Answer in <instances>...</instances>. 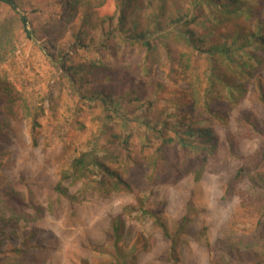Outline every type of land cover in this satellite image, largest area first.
Listing matches in <instances>:
<instances>
[{"label":"rangeland","instance_id":"rangeland-1","mask_svg":"<svg viewBox=\"0 0 264 264\" xmlns=\"http://www.w3.org/2000/svg\"><path fill=\"white\" fill-rule=\"evenodd\" d=\"M240 1L251 15L219 22L200 15L187 29L207 46L233 31L244 41L264 21V0ZM17 2L34 40L0 4V264H111L116 219L130 264H264L248 257L255 245L264 248V184L243 177L257 166L264 171V46L246 49L255 50L256 61L236 53L241 71L188 47L177 34H157L149 50L125 43L112 34L117 0ZM189 4L166 0L165 7L174 16ZM133 9L126 27L138 31L151 22L150 10ZM51 57L80 70L81 90L103 86L122 100L131 120L166 122L163 138L172 136L175 123L205 128L215 154L205 158L164 144L144 126L122 128L120 116L109 119L99 102L80 98ZM94 142L99 161L129 190H114L100 171L90 174L93 185L84 193L80 182L61 180L71 158ZM144 206L171 231L187 216L175 259Z\"/></svg>","mask_w":264,"mask_h":264},{"label":"trees","instance_id":"trees-1","mask_svg":"<svg viewBox=\"0 0 264 264\" xmlns=\"http://www.w3.org/2000/svg\"><path fill=\"white\" fill-rule=\"evenodd\" d=\"M0 4L7 6L18 15L19 22L26 37H28L30 40H34V30L30 26L29 18L25 12L20 10L17 0H0ZM165 4L166 0H117L119 11L116 19V27L112 31V34H119L125 43L140 44L145 50L151 49L153 41H156L155 37L157 34H162L163 32H166L167 35L177 34L181 39L184 40V43L188 47L194 49L195 51L205 53L206 56L218 57L226 63L235 65L241 71H245L243 70V62H238V60H235L236 53L239 52L241 54L247 55L248 58H251L255 61L257 60V56L254 52L255 50L252 49L250 52H247L246 49L252 46H264V21L257 22L256 32L249 34L244 41L239 40V36L243 35H240L238 31H233V35L229 34L224 36L219 42H213L208 46L202 40L195 38L194 34H192L186 26L190 23V20L194 21L195 18L200 15L204 16L208 14V19H213L215 22H219L222 18L228 21L231 17L236 15H245L247 12L248 15H251V9L244 7L240 0H190V4L187 6L186 10L181 11L175 9L174 16H172L171 11L167 10ZM134 6L137 8H142V13H146L147 10H150L148 17L150 18L151 22L148 23L146 27L138 31H130V29L126 27V24L130 21L129 17L134 10ZM206 6L213 8L214 10H206ZM128 8L131 11L128 10ZM113 19L115 18H109V20ZM139 22H141V20H138L136 25ZM106 40L107 38L105 37L96 43L99 46H104ZM51 60L55 61V63L59 65L62 70H64L66 79L72 87L75 86V90L78 92L80 98L88 101L99 102L104 109L105 117L109 119H111L113 115L115 116L113 119L116 118V116H120V124L122 128L126 129L129 125L131 126V129L144 126L152 133L157 134L164 144L175 142L180 148L190 149L192 152L203 155L205 158L215 154L216 143L211 142L212 137L205 128L190 126L183 129L181 125L175 123L170 127L172 136L163 138L162 132L164 131V128L167 127L166 122L151 123L149 120L140 119V117L136 115H134L133 119L131 120V118L127 116L128 113L125 112V107L122 104V100H117L106 94V89L103 86L81 90L82 86H77L78 81H81V79L76 77L80 70L76 69L77 67L75 66H63V60L61 62L58 57H51ZM93 67V65H90L88 68L92 69ZM211 69L213 70H211L210 76L216 78V71L214 68ZM260 92V98L264 102V95L262 94V91ZM103 126H106V124H103ZM98 150V142H94L92 150L81 152L72 157L68 166L60 172L61 180H67L72 183L80 182L82 185L80 187L81 193H84L90 190L93 185L92 180H90V174L100 171L101 173H105L113 180L112 188L114 190H118L120 188L129 190V185L127 182L122 180L121 175L117 171L111 170L101 161H99L97 156ZM239 168L240 171L244 170V167L242 166ZM253 169L254 172H248L247 174L243 175V177L245 176L244 178H247V181H250L251 183L264 184V171L260 172L259 166L254 167ZM60 187L61 184L59 183L57 189H59L61 193L67 194L66 189ZM259 205L260 207L264 206L263 200L262 202H259ZM141 211L148 218L153 219V222L157 225L168 242V258L171 260L175 259L174 255L180 236L179 230H182L186 226L188 221L187 216L184 215L178 222L177 229L171 231L165 221L160 218L159 213L156 210L144 206L141 208ZM121 230L122 227L120 220H114L111 225V264H130V260L128 259L132 252L126 250L122 245L119 244L121 239ZM261 246V244H257L251 250H249L248 257H259L264 261V248Z\"/></svg>","mask_w":264,"mask_h":264}]
</instances>
